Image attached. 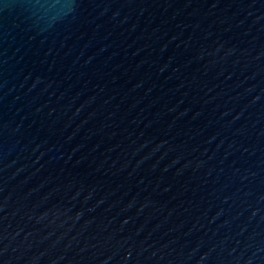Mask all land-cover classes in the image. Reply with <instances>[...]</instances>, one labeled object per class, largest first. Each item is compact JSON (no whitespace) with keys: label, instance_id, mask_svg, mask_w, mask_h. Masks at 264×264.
Returning a JSON list of instances; mask_svg holds the SVG:
<instances>
[{"label":"water","instance_id":"95a60500","mask_svg":"<svg viewBox=\"0 0 264 264\" xmlns=\"http://www.w3.org/2000/svg\"><path fill=\"white\" fill-rule=\"evenodd\" d=\"M0 264H264V0H0Z\"/></svg>","mask_w":264,"mask_h":264}]
</instances>
